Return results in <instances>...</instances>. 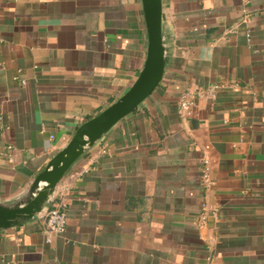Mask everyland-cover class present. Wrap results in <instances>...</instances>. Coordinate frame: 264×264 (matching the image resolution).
<instances>
[{
  "label": "crops",
  "instance_id": "1",
  "mask_svg": "<svg viewBox=\"0 0 264 264\" xmlns=\"http://www.w3.org/2000/svg\"><path fill=\"white\" fill-rule=\"evenodd\" d=\"M163 28L159 87L0 230V264H264V0H163ZM147 46L142 0H0V202L132 86Z\"/></svg>",
  "mask_w": 264,
  "mask_h": 264
},
{
  "label": "water",
  "instance_id": "2",
  "mask_svg": "<svg viewBox=\"0 0 264 264\" xmlns=\"http://www.w3.org/2000/svg\"><path fill=\"white\" fill-rule=\"evenodd\" d=\"M148 34L146 59L132 86L93 118L82 123L73 138L40 172L26 194L14 202H0V230L39 217L52 200L57 186L74 164L121 120L135 113L156 91L166 70L163 0H142Z\"/></svg>",
  "mask_w": 264,
  "mask_h": 264
},
{
  "label": "built area",
  "instance_id": "3",
  "mask_svg": "<svg viewBox=\"0 0 264 264\" xmlns=\"http://www.w3.org/2000/svg\"><path fill=\"white\" fill-rule=\"evenodd\" d=\"M250 37V35H248ZM214 96V90L211 92ZM195 102L191 93H186L181 98L180 112L183 116H190L193 112V106ZM1 123V121H0ZM53 137V136H52ZM208 160H205V163L208 164ZM205 183L209 184V174L206 172L204 174ZM204 219V218H203ZM68 225V216L67 213L59 208H54L48 211L45 216V233L48 236L50 241L53 237L62 236Z\"/></svg>",
  "mask_w": 264,
  "mask_h": 264
}]
</instances>
